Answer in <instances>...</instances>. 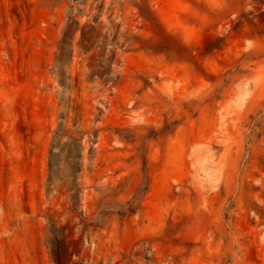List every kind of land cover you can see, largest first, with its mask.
I'll use <instances>...</instances> for the list:
<instances>
[{
  "label": "rangeland",
  "instance_id": "rangeland-1",
  "mask_svg": "<svg viewBox=\"0 0 264 264\" xmlns=\"http://www.w3.org/2000/svg\"><path fill=\"white\" fill-rule=\"evenodd\" d=\"M0 264H264V0H0Z\"/></svg>",
  "mask_w": 264,
  "mask_h": 264
}]
</instances>
